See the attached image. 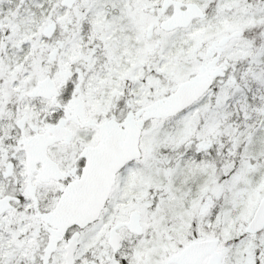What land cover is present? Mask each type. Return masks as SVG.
Returning <instances> with one entry per match:
<instances>
[{
	"label": "snow or ice",
	"instance_id": "1",
	"mask_svg": "<svg viewBox=\"0 0 264 264\" xmlns=\"http://www.w3.org/2000/svg\"><path fill=\"white\" fill-rule=\"evenodd\" d=\"M0 264H264V0H0Z\"/></svg>",
	"mask_w": 264,
	"mask_h": 264
}]
</instances>
